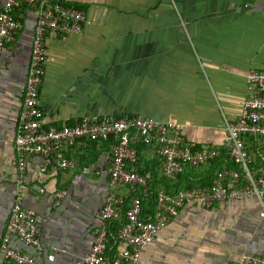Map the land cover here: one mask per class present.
I'll use <instances>...</instances> for the list:
<instances>
[{
    "label": "crops",
    "instance_id": "1",
    "mask_svg": "<svg viewBox=\"0 0 264 264\" xmlns=\"http://www.w3.org/2000/svg\"><path fill=\"white\" fill-rule=\"evenodd\" d=\"M67 1L84 11L85 20L80 33L45 35L39 88L44 124L139 115L179 123L192 143L223 145L224 122L240 115L244 97L258 92L248 88L245 75L264 70V0ZM14 14L19 29L0 51V239L17 190L12 139L36 5L21 4ZM61 153L74 166L52 163L42 171L39 155L26 162L22 205L38 220L40 247L10 239L38 264H83L108 191L109 148L81 140L64 145ZM138 168L160 173L150 151L140 155ZM60 191L64 195L57 197ZM260 206L252 195L208 208L186 203L142 249L138 264H233L245 255L264 259ZM108 258L105 253L100 264H110Z\"/></svg>",
    "mask_w": 264,
    "mask_h": 264
},
{
    "label": "built area",
    "instance_id": "2",
    "mask_svg": "<svg viewBox=\"0 0 264 264\" xmlns=\"http://www.w3.org/2000/svg\"><path fill=\"white\" fill-rule=\"evenodd\" d=\"M21 3L36 5V19L23 100L12 139L17 190L0 239V252L3 254L0 264H38L32 253L10 245L11 237L34 248L41 245L38 220L22 205L27 158L39 155L42 171L52 163L64 169L75 164L62 155L64 145L82 138L107 139L113 135L116 143L112 146L107 170L108 191L96 214L97 225L93 229L89 250L82 257L83 264H100L105 254L109 221L118 216L117 207L123 203V197L117 191L123 187L139 188L144 192L147 189L149 173H139L131 166L137 160L136 148L130 144L133 138L140 137L145 143L156 141L154 154L161 162L162 173L169 179L179 174L185 163H201L219 156L221 151L205 144L196 147L195 143L185 140L179 123L147 116L92 115L81 117L70 125L56 127L44 124L39 88L44 73L45 35L48 32L58 35L80 33L85 14L83 10L56 0H4L0 5V51L13 40L19 29L20 23L13 17V10ZM245 80L249 89L260 91L264 87V70H249ZM224 128L226 139L223 146L229 158L244 171L245 183L235 185L241 176L238 170L222 169L216 172L209 186L179 189L174 193L159 190L155 194V206L146 217L141 200L132 198L125 210V219L117 230L123 246L116 251L112 264H138L142 249L186 203L198 202L201 207L208 208L219 201L252 195L260 201L258 215L264 218V166L257 176L250 173L248 164L251 156L242 140L247 133L264 135V92L244 97L240 115L225 121ZM38 190L43 191L41 188ZM63 195L64 191L56 193L57 197ZM233 264H264V259L258 255H245Z\"/></svg>",
    "mask_w": 264,
    "mask_h": 264
},
{
    "label": "trees",
    "instance_id": "3",
    "mask_svg": "<svg viewBox=\"0 0 264 264\" xmlns=\"http://www.w3.org/2000/svg\"><path fill=\"white\" fill-rule=\"evenodd\" d=\"M56 1L78 9L77 7L71 5L67 0ZM16 8H14L13 10V17L18 20L14 14ZM256 94H262V91H258ZM122 115L123 114L115 116L121 117ZM81 140L86 141L89 144H99L109 148L111 162V149L112 146L116 143V138L113 135H110L107 139L82 138L77 141ZM242 140L244 143L245 150L251 156V161L248 164L250 173L254 176H257L260 172L261 167L264 166V135H253L247 133L242 136ZM72 144H70L69 146H71ZM130 144L134 146L137 151V160L135 163L131 164V166L134 167V169L139 173H145L144 170L138 168V159L144 151H150L154 153V150L157 146L156 141L153 140L149 143H145L140 137H135L130 141ZM195 145L196 147L199 146V144ZM219 149L221 153L217 157H214L212 159H206L205 161L197 164L185 163L183 166V170L179 174H177L173 179H169L164 176L161 169V162L159 161L158 157L154 154L157 162L160 164V173L158 175H154L152 172H149L150 176L147 181L146 191L144 192L139 188L131 189L129 187H125L126 189L124 193H122L120 190L117 191V194L123 197V203L117 207L119 210L118 216L111 219L108 224L105 253H109L108 261L110 264H112L115 253L120 246L119 244H121V239L118 237L117 230L125 219V210L128 208L132 198L138 197L141 200L143 211L147 208V214H145L146 217L152 212V209L155 206V194L159 190H163L166 193H174L179 189L206 187L211 184V181L215 176L216 172L222 169L238 170L241 176L235 185L240 186L245 183L244 171L241 169V167L235 164L229 158L228 152L226 151L223 145L220 146Z\"/></svg>",
    "mask_w": 264,
    "mask_h": 264
}]
</instances>
